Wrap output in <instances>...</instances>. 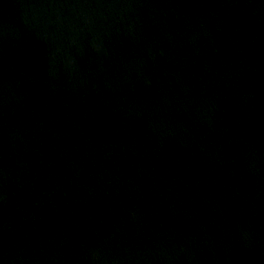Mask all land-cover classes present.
<instances>
[{"label": "water", "instance_id": "95a60500", "mask_svg": "<svg viewBox=\"0 0 264 264\" xmlns=\"http://www.w3.org/2000/svg\"><path fill=\"white\" fill-rule=\"evenodd\" d=\"M0 264H264V0H0Z\"/></svg>", "mask_w": 264, "mask_h": 264}]
</instances>
